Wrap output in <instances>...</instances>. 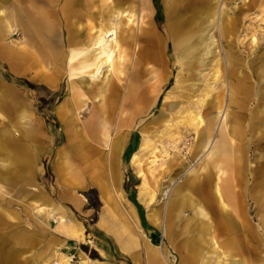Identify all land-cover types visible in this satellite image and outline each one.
<instances>
[{
	"label": "bare ground",
	"instance_id": "6f19581e",
	"mask_svg": "<svg viewBox=\"0 0 264 264\" xmlns=\"http://www.w3.org/2000/svg\"><path fill=\"white\" fill-rule=\"evenodd\" d=\"M62 1L59 12L65 23L59 47L52 39V34L47 38L41 34L42 29L52 30L53 24L25 27L8 7H2L6 0H0V36L8 34L11 38L8 44L21 48L27 34H30L34 37L33 44L37 45V52L42 46L52 47V51L44 49L40 60H36L37 68L40 69L35 78L51 89L57 88L63 77L67 78L65 92L54 104L65 139L52 159L56 185L70 187L67 171L72 168L71 157L78 161L75 168L78 167L82 175L88 172L89 179L97 184L104 201L96 225L117 242L122 253L130 256L133 262H138V254L132 250L137 245L136 232L130 228L127 219H124L125 225L121 229L124 227L128 232L125 236L122 234V230L113 224L112 206L124 207L123 216H130L137 225L138 218L123 188L121 157L129 143L131 130L139 126L140 133L144 136V148L154 154L152 162L160 158L158 171L152 180L144 169L139 168L143 180L138 186V198L147 208L146 221L160 229L174 246L171 225L186 206L193 211L191 222L185 223L186 230L198 216L204 218L193 224L198 237H187L183 242V251H179L180 264H220L224 261L222 256L225 259L239 257V263L252 264L242 257V246L253 249L256 260L261 262L259 264H264V257L257 255L264 238V165L257 170L248 165V144L245 142V131L252 135L257 129L246 116L247 102L253 91L254 94L264 96V84L253 89L249 84V77L241 76V70L236 67L238 58L232 51V43L227 41L232 21L225 22L221 17L219 26L221 39L225 42L223 51L227 67L226 81L220 58L215 59L221 52L219 43L203 39L205 25L212 22L215 15L213 0H186L184 3L183 0H162V26L171 41L169 43L165 38L164 45L168 44L167 48L170 47L176 73L173 75L169 68V60H163L164 68L151 65L148 69L149 77L142 82L129 84L124 94H121L118 83L126 72L130 48L134 47L133 54L139 61L151 55L147 54L146 46L141 45L142 40L163 45L164 39L151 18L155 10L152 0H134L132 7L139 14L137 22L135 13L124 7L126 0H98L99 16L95 24H89L86 29L75 28L68 21V17L73 14L72 6L80 0ZM93 2L86 0V6L91 7ZM204 6L208 10L200 11ZM15 34L21 37V41H14ZM211 45L215 46L209 48ZM250 46H254L253 39ZM206 48L209 49L202 52ZM20 50L21 53H27L25 47ZM16 53L19 54L20 51L9 49L2 55L20 63L22 60L17 58ZM152 55L155 56L154 53ZM11 66L15 73L23 72L17 64ZM260 73L264 75V64L260 67ZM172 76L173 80L169 83ZM226 86L229 100L223 109L217 137L208 149L203 166L194 170L188 179L173 190L163 221L161 209L150 207V203L156 198L158 177L181 168L205 149L212 139L222 111ZM0 98L3 100L0 103V181L11 183L12 180L23 177L20 174L29 162V142L37 135H43L44 124L18 92L1 81ZM155 106L159 111L157 116L144 124ZM80 113L88 114L86 120H79ZM15 118L18 120L13 122ZM6 121L11 124L7 125ZM262 121L264 123V116ZM191 132L194 134L193 143L187 148L185 157L180 158L178 144L183 135L187 136ZM138 160L137 155L133 154L132 161ZM96 170L106 172L108 180L100 182L95 175ZM253 171H257L256 175H253ZM249 174H252V180L259 178L251 183V187L246 185ZM78 185L85 186L82 182ZM1 188L0 186V195H6ZM185 190L186 193L183 192ZM190 193L199 197L198 204L194 203ZM248 196L258 205L259 211H262L259 225L253 224L254 217L249 216ZM39 197L43 198L41 195ZM201 202L212 216L208 215ZM28 206L29 210L36 212L39 225L49 226L51 221L56 223L54 231L62 238L63 244L70 240L80 242L86 238L85 226L68 214L67 205L38 204L32 201ZM2 213L7 218H12L11 212L6 208ZM2 222L0 216V224ZM185 232L186 236L190 233L188 230ZM209 237L213 240L212 244ZM204 243L211 245L208 246V257L205 258ZM148 249L146 264H167L157 251L154 252L151 247ZM217 249L222 256L217 257ZM100 250L104 251L103 248ZM16 253V250L9 249L0 259V264H16ZM77 253L79 260L75 264H102L88 258L82 251ZM55 255L64 264H73L65 253L57 250Z\"/></svg>",
	"mask_w": 264,
	"mask_h": 264
},
{
	"label": "rangeland",
	"instance_id": "374dc122",
	"mask_svg": "<svg viewBox=\"0 0 264 264\" xmlns=\"http://www.w3.org/2000/svg\"><path fill=\"white\" fill-rule=\"evenodd\" d=\"M92 6H86V0H80L77 4L72 6L73 14L68 17L74 27L86 29L89 24H95L98 12V0H93ZM62 0H6L2 7H8L17 17L20 23L25 24V27H37L46 23L53 24L54 27L50 31L42 29V35L49 36L52 34L53 40L60 47L61 34L65 20L62 19L59 9H61ZM160 7L161 15L158 19H155V7L154 12L151 14V18L157 26L158 33L164 39L163 45L158 42L146 43L143 40L141 45L146 46L147 54L144 59L137 61L134 56V47L130 48V56L126 64V72L122 76V81L119 84L121 94H124L126 88L132 84H136L149 77L148 69L151 65L157 68H164L163 60L165 62L169 60V68H171L173 75L176 73V67L173 64L172 57L170 55L168 44L165 46V38L167 42H171L167 36L166 31L163 29V7L162 0H157ZM186 2L183 0L182 3ZM134 0H126L124 7L131 9L135 13L136 22L139 19V14L132 7ZM153 4V0H152ZM154 6V4H153ZM214 17L212 22L207 23L204 28L203 39L214 40L219 43L221 52L216 55L215 59H219L224 67V74L226 81V63L225 54L223 51L224 43L220 36V18L232 21L231 33L228 34L227 41L232 43V51L238 58L237 68L241 70V76L249 77V84L254 89L264 84V75L260 73V67L264 64V0H213ZM103 7V6H102ZM181 7V5H180ZM1 9V7H0ZM208 10L204 6L200 11ZM212 11V9H211ZM92 12V13H89ZM1 16V14H0ZM18 22V24H19ZM83 29V30H84ZM206 31V32H205ZM0 36V81L5 86H9L15 89L22 97L25 103L38 114L44 124L43 135H37V137L29 142L27 159H29L26 168L23 169L22 178L14 179L11 183L0 181L1 191H5L6 195H0V216L3 222L0 224V259L9 249L17 251L14 263L16 264H64L61 260L57 259L55 255L59 250L70 258V262L75 264L78 259V251H82L85 255L94 260L100 261L102 264H146L147 257L149 255L148 247L153 251H157L159 256L161 255L167 264H180L179 251H183L181 248L183 242L187 237L197 238L198 233L193 230V224L198 223V220H204L201 216L197 217L194 223H190L187 229L190 231L186 236L187 231L185 229L186 221H190L193 216V211L190 207L186 206L179 218L174 219V223L171 225L172 241L171 244L165 236H163L160 229L154 227L148 223L145 219L146 206L138 198V186L143 180V176L139 173V168L144 169L147 176L152 180L155 173L158 171V165L160 164V158H157L155 162H152L154 154L149 149H145L143 145L144 136L140 133L141 127L135 126L131 130L130 147L128 151L124 152L121 157V166L124 171L123 188L126 191V198L129 200L134 208L138 223L132 222L130 216H123L122 212L124 207H118L114 205L113 208V224L121 229L122 225H125L124 219H127L130 228L136 232L135 237L137 245L132 249L138 254V262H133L130 256L120 251L119 246L115 240L106 234L103 230L99 229L96 225L98 215L101 212L104 201L100 196L99 188L95 182L89 179L88 172L81 174L78 167L75 168L79 162L75 161L71 156L72 168L67 171L68 180L70 181V187H59L56 185V175L52 169V159L56 150L62 147L64 144V133L54 111V104L58 98L63 96L66 86L67 78L63 77L57 88L51 89L44 85L41 81L35 78L37 70L36 60H40L43 55V51H52V47L42 46L37 52V45L33 44L34 37L27 34V38L24 40V46L18 48L16 46L8 44L10 37L8 34L3 33ZM20 36L14 35V41H21ZM254 40V46H250L251 40ZM5 41V43H4ZM215 45H211L209 48H213ZM22 47H25L27 53H21ZM144 47V46H143ZM209 48L202 50L205 52ZM9 49L19 50L17 54L22 61L3 56L2 54ZM200 50V49H199ZM25 51V52H26ZM37 53H36V52ZM41 51V52H40ZM216 52L218 49L215 50ZM155 54L153 57L152 54ZM209 57V55H208ZM11 64H17L22 68L23 72L15 73L12 70ZM251 64V65H250ZM218 68V66H217ZM253 68V69H251ZM53 69V68H50ZM173 76L171 77L172 82ZM168 83V84H169ZM29 84H33L36 87L32 88ZM123 84V86H122ZM167 85V84H166ZM252 92L251 99L247 102L246 116L249 122H253L257 126V129L251 135L245 128V142L248 144L247 159L248 165L257 170L264 165V123H262V117L264 116V96H260L259 93L254 94ZM228 88H225L224 105L219 119L214 129L212 139L207 144L205 149L197 155L192 161L186 162L181 168H175L173 171L165 175L158 177V188L155 193V199L150 203V207L154 209H161L162 220L166 218L167 206L169 198L173 190L178 184L188 179L194 170H198L203 166V161L206 159L209 152L210 145L212 146L215 138L217 137L218 129L222 122L224 108L228 103ZM3 100L0 98V103ZM157 106L153 108V112L147 116L144 120V124L149 122L152 118L158 114ZM23 113V111H22ZM21 114V113H20ZM88 117V114H79V120L84 121ZM18 119H14L17 121ZM79 121V122H80ZM7 125L11 123L6 121ZM143 124V125H144ZM1 138V137H0ZM193 132L184 136L178 144L179 157L184 158L187 148L193 143ZM128 143V145H129ZM127 145V146H128ZM127 148V147H126ZM173 152H171L172 154ZM133 154L138 157L137 162L132 161ZM1 157V156H0ZM152 162V163H151ZM257 171L253 175H256ZM95 175L100 182L107 181L106 172L102 170H96ZM252 174H249L246 185L251 187V183L256 180H252ZM82 182L85 186L80 187L78 183ZM94 188L96 190V196L89 195L87 198L84 192ZM183 192H187L186 190ZM194 203L198 204L200 199L196 194H192ZM43 196L40 198L39 196ZM36 202L38 204L48 203L51 204H63L67 205L68 214L73 215L76 219L81 221L85 226L87 233L86 238L83 241L70 240L65 244L62 242V238L56 234L54 227L56 223L51 221L49 226H41L37 223V215L35 211L29 210L28 204L30 202ZM113 202L115 199L113 197ZM137 204L140 206L138 207ZM203 205V203L201 202ZM247 204L249 209V216L254 217L253 224L259 225L260 214L258 205L254 200L248 196ZM204 209L208 212L209 216L212 213L206 206ZM215 210L217 207L213 206ZM6 208L12 214V218H7L3 213V209ZM260 229V228H259ZM122 234L127 235L128 230L122 228ZM242 237V234L240 235ZM211 240V237H209ZM91 241V242H90ZM211 244L213 240L210 241ZM209 245L203 244V258L208 257L206 253ZM214 247V246H213ZM103 248L104 251L100 249ZM179 248V249H178ZM216 248V247H215ZM242 257L249 260L252 264H259L255 256L256 253L253 249L242 246ZM259 252L257 255L264 257V238L259 245ZM151 252V251H150ZM217 257L222 256L221 251L217 249ZM160 256V257H161ZM220 264H235L239 263V257L232 259H225ZM14 259V260H15ZM216 261V257L214 256ZM213 261V262H214ZM234 264V263H233Z\"/></svg>",
	"mask_w": 264,
	"mask_h": 264
},
{
	"label": "trees",
	"instance_id": "16d2710c",
	"mask_svg": "<svg viewBox=\"0 0 264 264\" xmlns=\"http://www.w3.org/2000/svg\"><path fill=\"white\" fill-rule=\"evenodd\" d=\"M153 4H154V7H155V9H156V11H155V19H158V17H160V15H161L160 7L158 6V2H157V0H153ZM29 85H30V87H32V88L36 87V86L33 85V84H29ZM158 102H159V101H158ZM129 147H130V143H129V145L127 146V148L125 149V152L128 151ZM96 193H97L96 190H95L94 188H92V189H90V190L84 192V195H85L87 198H89V195L92 194V195L96 196ZM137 206L140 207L138 204H137Z\"/></svg>",
	"mask_w": 264,
	"mask_h": 264
}]
</instances>
